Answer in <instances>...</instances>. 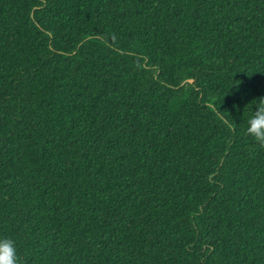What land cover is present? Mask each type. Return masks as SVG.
<instances>
[{"label": "trees", "instance_id": "1", "mask_svg": "<svg viewBox=\"0 0 264 264\" xmlns=\"http://www.w3.org/2000/svg\"><path fill=\"white\" fill-rule=\"evenodd\" d=\"M260 97L264 0H0V237L21 264H264Z\"/></svg>", "mask_w": 264, "mask_h": 264}, {"label": "clouds", "instance_id": "2", "mask_svg": "<svg viewBox=\"0 0 264 264\" xmlns=\"http://www.w3.org/2000/svg\"><path fill=\"white\" fill-rule=\"evenodd\" d=\"M255 101V109L247 119L245 133L252 142L264 148V97ZM0 264H21L17 254V242L8 236L0 237Z\"/></svg>", "mask_w": 264, "mask_h": 264}, {"label": "water", "instance_id": "3", "mask_svg": "<svg viewBox=\"0 0 264 264\" xmlns=\"http://www.w3.org/2000/svg\"><path fill=\"white\" fill-rule=\"evenodd\" d=\"M189 82H192V80H189Z\"/></svg>", "mask_w": 264, "mask_h": 264}]
</instances>
